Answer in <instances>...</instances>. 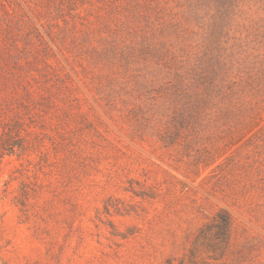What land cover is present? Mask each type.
Here are the masks:
<instances>
[{
	"label": "rangeland",
	"instance_id": "obj_1",
	"mask_svg": "<svg viewBox=\"0 0 264 264\" xmlns=\"http://www.w3.org/2000/svg\"><path fill=\"white\" fill-rule=\"evenodd\" d=\"M1 142L0 264H264V0H0Z\"/></svg>",
	"mask_w": 264,
	"mask_h": 264
},
{
	"label": "trees",
	"instance_id": "obj_2",
	"mask_svg": "<svg viewBox=\"0 0 264 264\" xmlns=\"http://www.w3.org/2000/svg\"><path fill=\"white\" fill-rule=\"evenodd\" d=\"M3 143H4V142H1V143H0V149L4 150V152L0 153L1 155H5V154H6L5 152H7V151H6L7 149H6V147L3 145ZM8 150H9V149H8ZM8 152H9V151H8ZM7 154H8V153H7Z\"/></svg>",
	"mask_w": 264,
	"mask_h": 264
}]
</instances>
